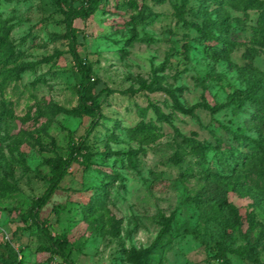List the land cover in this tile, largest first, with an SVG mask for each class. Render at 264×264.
Returning a JSON list of instances; mask_svg holds the SVG:
<instances>
[{
    "label": "rangeland",
    "instance_id": "1",
    "mask_svg": "<svg viewBox=\"0 0 264 264\" xmlns=\"http://www.w3.org/2000/svg\"><path fill=\"white\" fill-rule=\"evenodd\" d=\"M131 1L104 0L97 12L73 20L75 49L90 67L100 105L89 135L90 117L59 111L77 106L80 81L62 37L63 16L49 0L0 1V34L13 60L6 62L0 49V242L13 248L11 264H65L32 223L33 202L48 185L44 159L67 157L72 144L82 143L81 153L90 154L88 167L77 156L60 189L38 210L49 232L65 238L71 261L133 264L141 254L143 264H155L161 250L156 239L165 227L163 263L221 264L193 232L198 210L192 202L204 177L221 168L220 154L194 156L183 140L231 142L222 125L256 137L247 122L248 105L235 115L231 107H205L222 104L244 85L233 67L212 59L196 42L198 33L187 22L203 25L198 0H134L146 6L143 16ZM225 9L230 61L243 65L242 54L253 51L250 63L264 72L262 8ZM206 12L214 20L221 9L210 3ZM101 169L109 173L100 177ZM99 182L105 193L95 187ZM249 182L264 188V176ZM228 199L242 213L251 208L249 199L232 192ZM256 219L264 216L258 212ZM228 256L231 264H252L236 251ZM259 259L264 261L261 249Z\"/></svg>",
    "mask_w": 264,
    "mask_h": 264
},
{
    "label": "trees",
    "instance_id": "2",
    "mask_svg": "<svg viewBox=\"0 0 264 264\" xmlns=\"http://www.w3.org/2000/svg\"><path fill=\"white\" fill-rule=\"evenodd\" d=\"M1 1V0H0ZM12 1V0H3ZM55 7V10L63 16V22L67 28L62 37L68 39L70 52L73 56L75 66L80 74V81L75 86L78 104L70 109L61 108L59 111L69 116H87L91 118L89 127L86 129V135H89L94 122L100 115V105L96 100L95 83L91 80L90 67L83 62L78 56L75 49L77 29L73 26V20L85 18L97 12L104 0H49ZM79 1L78 6L74 3ZM108 1V0H107ZM155 3H162L165 0H152ZM200 6L198 8V16L202 17L203 25L197 26L194 22L188 21L191 27L195 28L198 37L196 42L202 46V49L214 60H221L228 63L230 68H234L237 80L244 85L243 89H235L227 94L222 104L209 107L210 111L215 112L221 108L231 107L232 113L239 114L247 111V105L251 108L250 116L247 122H250L251 129L256 133V137L247 135L240 128L231 129L227 125L220 128L231 142H224L223 139L216 137V144L212 145L202 142L195 138H184V142L189 148L190 154L205 158L208 152L216 150L215 155L220 156L221 168L211 170L205 177L204 187L197 192L192 199L193 204L198 210V218L195 223L193 232L204 245L210 257L217 260L221 264H231L229 253L236 251L243 258L252 264H264L259 259V249L264 251V221L257 220V213L260 212L264 216V188L255 183L249 182L252 176L259 178L264 176V72L253 66L250 60L254 58V52L242 54V58L247 62L237 66L232 64L229 58L231 44L229 36L231 32L227 26L228 13L225 9L227 6L236 10L248 8H262L258 21L264 24V0H198ZM137 14L143 16L146 10L144 4H138L134 0L130 2ZM210 3H217L221 9L217 15V19L212 20L207 15V8ZM178 10L177 14L182 20L183 15L180 7L175 6ZM217 30V35L213 32ZM229 35V36H228ZM211 41V42H209ZM8 42L0 34V49L7 57L6 62L10 60L12 54L9 51ZM184 51L189 49L188 42L183 43ZM8 55V56H7ZM231 136V137H230ZM83 143L79 145H71L70 153L67 157L50 156L44 159V164L49 169L48 185L43 193L34 200L33 221L38 227L49 245V248L61 257L65 264H75L70 260L65 252L66 240L62 236L52 235L49 230L38 219V210L41 209L52 197V195L60 189V182L67 175L68 168L77 156L83 157L88 167L89 156L81 153ZM108 170L101 169L98 175L101 177L108 174ZM95 187L102 192H106L103 183H95ZM238 195L240 198L250 200L248 205L251 207L245 212H241L233 202L228 199V193ZM165 227L159 230L156 239V245L159 246L160 253L155 260V264H165L162 261L163 249L167 242H164ZM257 229V230H255ZM183 231L186 228L182 229ZM253 231L256 232L254 240L251 239ZM236 241H241L237 250L233 248ZM6 256L2 252H6ZM16 254L9 243L0 242V262L11 264L15 261ZM141 254L134 257L133 264H143ZM146 264H149L147 262Z\"/></svg>",
    "mask_w": 264,
    "mask_h": 264
}]
</instances>
